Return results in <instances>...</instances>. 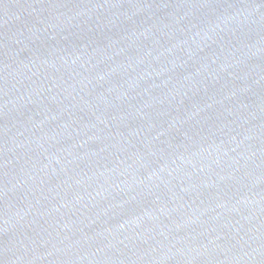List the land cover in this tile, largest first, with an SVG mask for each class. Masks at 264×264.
Instances as JSON below:
<instances>
[{
	"label": "water",
	"instance_id": "obj_1",
	"mask_svg": "<svg viewBox=\"0 0 264 264\" xmlns=\"http://www.w3.org/2000/svg\"><path fill=\"white\" fill-rule=\"evenodd\" d=\"M0 264H264V0H0Z\"/></svg>",
	"mask_w": 264,
	"mask_h": 264
}]
</instances>
